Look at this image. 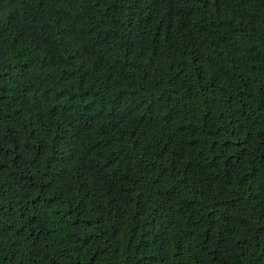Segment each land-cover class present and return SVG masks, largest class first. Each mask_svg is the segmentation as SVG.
<instances>
[{"label": "trees", "instance_id": "16d2710c", "mask_svg": "<svg viewBox=\"0 0 264 264\" xmlns=\"http://www.w3.org/2000/svg\"><path fill=\"white\" fill-rule=\"evenodd\" d=\"M0 264H264V0H0Z\"/></svg>", "mask_w": 264, "mask_h": 264}]
</instances>
